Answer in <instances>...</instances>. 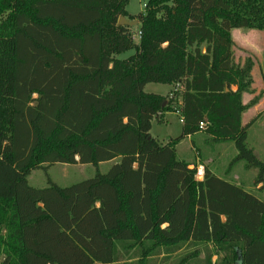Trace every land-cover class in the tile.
<instances>
[{
  "label": "trees",
  "instance_id": "1",
  "mask_svg": "<svg viewBox=\"0 0 264 264\" xmlns=\"http://www.w3.org/2000/svg\"><path fill=\"white\" fill-rule=\"evenodd\" d=\"M129 1L0 0V264H165L179 253L174 264H264V198L234 170L255 169L264 191L243 124L252 68L235 62L232 38L264 31V0H150L135 16ZM121 17L138 22V43ZM151 83L181 92L147 93ZM172 111L182 134L164 144L152 122ZM185 138L198 158L219 159L223 145L237 156L198 180L178 154ZM105 163L66 187L28 181L56 164Z\"/></svg>",
  "mask_w": 264,
  "mask_h": 264
},
{
  "label": "rangeland",
  "instance_id": "2",
  "mask_svg": "<svg viewBox=\"0 0 264 264\" xmlns=\"http://www.w3.org/2000/svg\"><path fill=\"white\" fill-rule=\"evenodd\" d=\"M150 0H130L127 5V10L133 14L138 15L145 11V6ZM134 42L138 43V27L133 29ZM232 38L234 41V59L235 62L241 66H250L252 68L251 75L253 84L251 92L246 93V102L249 107L252 101L262 100L264 104V31H255L249 29H238L232 31ZM134 54V51H128L119 56L120 59H126ZM147 93L158 95H172L173 93L181 92V88L176 85H161L148 84L145 87ZM252 114L246 113L245 121L251 119ZM261 117L258 124H255L257 119ZM255 126L253 127V125ZM249 146L253 149L255 155L264 161V108L259 113V116L251 121L249 129ZM151 136L158 139L162 143H167L171 139L179 138L182 134V124L179 121V116L173 112L165 113L163 121L154 120L152 122ZM203 136L196 138L197 145L200 146ZM197 152L193 148L191 139L185 138L181 141L178 147V154L181 158L186 159L190 163H196L197 169L206 168L211 169L218 175L222 176L228 169V164L236 158L237 153L233 145H223L219 152L220 158L213 159L207 150H202V157L198 158ZM226 154V155H225ZM225 155V156H224ZM222 158V159H221ZM111 167V163L101 164L100 166H83V165H64L56 164L50 167L47 172L43 170H34L31 172L28 181L30 186L43 189L47 187L48 178L60 186H70L72 184L90 179L96 173H106ZM243 166H236L234 168L240 181L244 183L248 191L253 192L258 197L264 198V191H258L252 186L253 179L257 171L251 169L246 171ZM183 253L172 256L165 264H174L177 258ZM163 256L160 257L161 260ZM213 260H216L214 257ZM158 264H161L158 262Z\"/></svg>",
  "mask_w": 264,
  "mask_h": 264
},
{
  "label": "crops",
  "instance_id": "3",
  "mask_svg": "<svg viewBox=\"0 0 264 264\" xmlns=\"http://www.w3.org/2000/svg\"><path fill=\"white\" fill-rule=\"evenodd\" d=\"M126 10H127V8H126ZM127 13L131 16H135V15L131 14L128 10H127ZM234 89L235 88H233V90ZM245 96H246V94H244V96H243V102L245 105H248V103L246 102ZM263 108H264V104H263L262 100L252 101V104L250 105V107H248V109L243 114V124H250L252 120H255L259 116V113L261 111H263ZM246 113L252 114L251 119L248 121H245ZM260 119H261V117H259L257 119V121H255L256 122L255 124H258ZM255 124L253 125V127L255 126ZM188 139L190 140V138H188Z\"/></svg>",
  "mask_w": 264,
  "mask_h": 264
},
{
  "label": "built area",
  "instance_id": "4",
  "mask_svg": "<svg viewBox=\"0 0 264 264\" xmlns=\"http://www.w3.org/2000/svg\"><path fill=\"white\" fill-rule=\"evenodd\" d=\"M139 34H140V33H138V36H139ZM175 113L179 116V121H180V123L182 124V123H183V117H182V115H181V112H180V111H176ZM203 128H204V124L201 123V124H200V129H203ZM196 177H197L198 180H202V179H203V177H204V172H203V169H202V168L197 170Z\"/></svg>",
  "mask_w": 264,
  "mask_h": 264
},
{
  "label": "water",
  "instance_id": "5",
  "mask_svg": "<svg viewBox=\"0 0 264 264\" xmlns=\"http://www.w3.org/2000/svg\"><path fill=\"white\" fill-rule=\"evenodd\" d=\"M118 25L134 28V27H137L138 22L137 21H129L127 18L121 17L119 19Z\"/></svg>",
  "mask_w": 264,
  "mask_h": 264
}]
</instances>
